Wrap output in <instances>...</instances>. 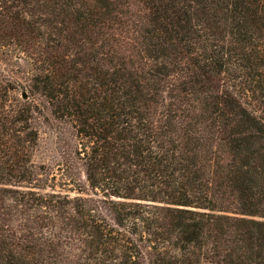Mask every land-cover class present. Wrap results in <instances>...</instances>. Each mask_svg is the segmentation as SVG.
I'll use <instances>...</instances> for the list:
<instances>
[{
	"label": "trees",
	"instance_id": "obj_1",
	"mask_svg": "<svg viewBox=\"0 0 264 264\" xmlns=\"http://www.w3.org/2000/svg\"><path fill=\"white\" fill-rule=\"evenodd\" d=\"M0 60V264H264V0H0Z\"/></svg>",
	"mask_w": 264,
	"mask_h": 264
},
{
	"label": "rangeland",
	"instance_id": "obj_2",
	"mask_svg": "<svg viewBox=\"0 0 264 264\" xmlns=\"http://www.w3.org/2000/svg\"><path fill=\"white\" fill-rule=\"evenodd\" d=\"M0 67L4 68V71L7 73L13 71V74L17 77L21 75V68L18 66L11 67L0 60ZM39 128L38 144L33 157L34 162L37 165H45V167H56L57 163L61 160L58 149H65L62 146L63 142H60L59 138H57V128L46 123H41ZM67 136L71 137L69 139H74L71 133H67ZM79 178L84 179L82 173L79 175ZM57 189L60 190L61 188ZM71 194L75 193L72 192Z\"/></svg>",
	"mask_w": 264,
	"mask_h": 264
},
{
	"label": "water",
	"instance_id": "obj_3",
	"mask_svg": "<svg viewBox=\"0 0 264 264\" xmlns=\"http://www.w3.org/2000/svg\"><path fill=\"white\" fill-rule=\"evenodd\" d=\"M22 96L25 98L27 96V92L24 91L23 94H22Z\"/></svg>",
	"mask_w": 264,
	"mask_h": 264
}]
</instances>
